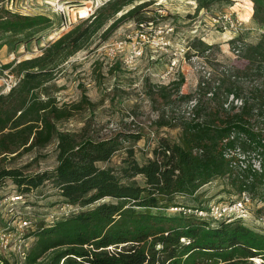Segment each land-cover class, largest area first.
Instances as JSON below:
<instances>
[{
    "label": "trees",
    "instance_id": "obj_1",
    "mask_svg": "<svg viewBox=\"0 0 264 264\" xmlns=\"http://www.w3.org/2000/svg\"><path fill=\"white\" fill-rule=\"evenodd\" d=\"M7 1L0 0V48L5 37L49 27L51 21L46 18L12 13L5 6ZM140 1L112 0L49 45L42 55L0 68V76L9 71L17 78L8 93L0 94V188L12 180L19 193L27 194L52 182L64 204L80 209L53 224L35 222L31 236L36 240L24 264H40L47 254L43 264H255L258 257L264 261V235L240 222L223 221L214 227L195 215L202 205L189 203L199 201L202 189L218 179L235 187L238 194L264 185V180L260 182L264 179V126L260 124L264 117V34L252 45L232 40L233 49L239 51L246 66L243 70L224 67L219 81L210 77L207 82L202 80L198 85L200 100L181 93L183 78L169 85L166 103L173 108V98L183 99L192 113L181 120V138H160L153 159L144 164L135 159L133 148L124 147L141 140L139 134L114 132L95 137L86 128L81 133L58 128L72 118L75 107L58 102L55 82L60 67L88 49L109 21ZM189 1L196 2V12L234 4L232 0ZM234 1L249 10L248 20L253 15L254 22L264 28V0ZM151 4H140L115 19L101 38L106 39L121 22ZM138 22L140 26L150 21L143 17ZM192 46L203 55L211 50L197 40ZM239 82L251 86L246 91ZM87 101L84 96L80 103ZM54 142L58 164L53 172L27 175L20 168L5 165ZM237 148L246 155L259 154L262 172L253 171L251 163L242 169L237 159L226 158ZM121 150L127 153L121 168L102 166ZM178 198L186 201L180 203ZM87 207L92 208L84 210ZM174 208L193 213L168 214Z\"/></svg>",
    "mask_w": 264,
    "mask_h": 264
},
{
    "label": "rangeland",
    "instance_id": "obj_2",
    "mask_svg": "<svg viewBox=\"0 0 264 264\" xmlns=\"http://www.w3.org/2000/svg\"><path fill=\"white\" fill-rule=\"evenodd\" d=\"M110 1L112 0L7 1L5 6L12 13L43 17L51 23L41 32L32 31L3 38L0 68L5 64L42 55L49 45L96 15L97 10ZM151 1L149 7L121 22L106 39L101 38L104 30L115 19L121 18L134 7ZM232 1L234 2L232 6L215 5L210 11L201 12H196V2L189 0H142L126 7L95 35L88 49L79 52L60 67L59 78L55 82L58 102L60 106L75 107L72 108V118L60 123L59 130L81 133L86 128L89 134L95 137L114 132L139 134L141 140L126 143L124 147L135 150V159L140 164L153 159V150L160 138L178 141L182 134L181 120L185 116L189 117L192 111L183 99L173 98L172 100H175L173 108L166 103L164 95L171 91L169 85L183 78L181 93L191 94L200 100L198 85L202 80L207 82V78L210 77L219 81L223 79L224 67L235 66L243 70L246 66L233 49L232 40L237 39L243 44L252 45L258 43L264 34V28H260L254 22L253 15L249 20L245 17L247 10L245 6H237L236 1ZM93 10L94 14L90 15ZM225 16L242 22V29L237 33L225 31L222 27ZM143 17L150 21L146 25L151 38H138L140 31L138 20ZM195 40L211 46V50L204 55L199 53L192 46ZM190 48L192 49L189 51ZM16 83V76L6 71L0 76V94L8 93ZM241 83H237L238 86L246 91L251 86L247 82ZM84 96H87L88 101L82 104L80 102ZM244 96L247 97L248 94L245 93ZM208 98L209 96L204 100ZM231 100L232 97L229 102ZM236 104L234 101L235 106ZM211 107H214V104ZM202 115L205 116V113ZM172 118H176V121L173 122ZM253 124L256 125L254 121ZM260 124L264 126V117ZM56 147L57 142H54L46 149L17 157L5 165L20 168L27 175L53 172L58 164ZM246 156V161L254 164L256 156L254 157L253 153ZM126 157V150H121L110 163L102 166L121 168ZM138 180L143 183L141 178ZM263 180L262 178L260 182ZM18 192H20L18 186L12 180H7L0 188V198ZM33 193L34 195L29 198L31 202L28 204L29 208L24 207L23 212L30 214L29 216L39 225L44 221L49 223L47 220L53 214L56 215L55 221L67 217L61 213L64 202L52 182H46ZM201 194L199 201L189 203L207 207L213 203L228 202L239 197L235 187L220 179L204 187ZM249 194L253 198L249 219L227 223L240 222L256 233L264 235V185L260 184ZM178 201L184 203L186 200L178 198ZM90 208L92 207L84 210ZM77 212L79 211H73L72 215ZM168 214L173 215L176 212L171 209ZM204 219L214 227L219 223L209 218ZM34 242L31 241L30 244L33 245ZM48 256L47 254L43 257L40 264H43ZM254 263L264 264L263 258H256Z\"/></svg>",
    "mask_w": 264,
    "mask_h": 264
},
{
    "label": "built area",
    "instance_id": "obj_3",
    "mask_svg": "<svg viewBox=\"0 0 264 264\" xmlns=\"http://www.w3.org/2000/svg\"><path fill=\"white\" fill-rule=\"evenodd\" d=\"M93 14L94 10L90 15ZM139 27L138 38H151L147 32L148 26L146 24H141ZM222 27L225 31L237 33L242 29L243 23L239 20H234L231 16H225L222 20ZM236 53L239 55V51H236ZM253 155L254 157L256 156V159L253 161V171L262 172L260 156L257 154ZM226 158L237 159L242 169H247L250 165V162L246 161V154H243L239 148L230 150ZM34 191L27 194L19 192L14 195L8 194L5 198H0V262L16 260L19 264H24L28 257L32 246L30 242L35 241V237L31 236V233L35 230V220L29 216L30 214L24 213L23 209L24 207L25 209L29 208L31 203L29 198L34 195ZM252 203V196L249 192L245 191L240 193L236 200L213 203L194 211V213L198 217L209 218L214 220V222L247 220L251 216L249 209ZM75 210L78 211V208L64 204L61 208V213L63 216L69 217ZM172 210L174 212L184 211L189 214L193 213L192 210L184 208H174ZM55 219L56 215L53 214L47 221L49 224H53L56 222Z\"/></svg>",
    "mask_w": 264,
    "mask_h": 264
},
{
    "label": "bare ground",
    "instance_id": "obj_4",
    "mask_svg": "<svg viewBox=\"0 0 264 264\" xmlns=\"http://www.w3.org/2000/svg\"><path fill=\"white\" fill-rule=\"evenodd\" d=\"M245 15H246V14H245ZM245 17H246V16H245ZM249 17H250V16H249ZM250 18H251V17H250ZM250 18H249V19H250Z\"/></svg>",
    "mask_w": 264,
    "mask_h": 264
}]
</instances>
